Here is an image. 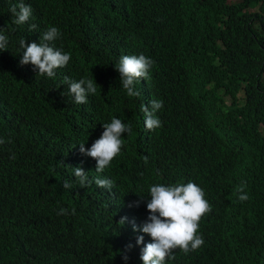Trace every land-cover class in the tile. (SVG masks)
I'll return each instance as SVG.
<instances>
[{"label":"trees","instance_id":"16d2710c","mask_svg":"<svg viewBox=\"0 0 264 264\" xmlns=\"http://www.w3.org/2000/svg\"><path fill=\"white\" fill-rule=\"evenodd\" d=\"M19 2L0 0V264H143L151 238L132 222L147 219L150 186L189 181L211 205L199 222L204 244L167 264H264V0H23L32 16L17 25ZM50 27L71 54L55 78L19 63V41L39 43ZM140 54L154 63L129 97L115 65ZM65 76L92 79L96 93L75 103ZM152 100L163 101L162 126L149 131L141 105ZM113 117L132 131L97 173L79 144L90 148Z\"/></svg>","mask_w":264,"mask_h":264},{"label":"clouds","instance_id":"9594fccd","mask_svg":"<svg viewBox=\"0 0 264 264\" xmlns=\"http://www.w3.org/2000/svg\"><path fill=\"white\" fill-rule=\"evenodd\" d=\"M15 19L14 23L23 25L32 16L30 5H26L23 0L10 9ZM37 25H30V30H35ZM61 36L56 27H50L39 38V43H26L25 38L19 41V46L23 50L19 63L21 66L32 65L33 70L40 76L55 78L57 70L68 65L71 54L63 52L62 49L54 46ZM8 50V38L0 31V52ZM154 62L143 54L123 55L115 65V70L119 73V80L123 89L129 97H138L140 92L135 88V84L141 79L149 78V71ZM64 84L68 86V95L74 98L77 104H86L87 97L94 95L97 91V83L92 79H81L78 82L64 77ZM151 107L141 105L144 114V123L147 130L152 131L162 126V122L156 117L157 110L162 109L163 101H150ZM104 131L96 139L90 148L86 149L84 144H79L81 154L93 158L96 161V172L103 173L111 162L119 155L124 145L123 134H131L132 127L123 123L119 118L113 117L109 123L102 124ZM4 140L0 139V144ZM14 158V157H13ZM145 164L148 163V156L143 157ZM74 175L81 188L88 187L92 181L87 173L80 166L73 168ZM95 184L100 188L109 191L114 187L115 182L111 179H101L97 177ZM63 187L68 189L72 185L65 180ZM240 201H247L248 195L244 192V185L239 189ZM145 198L131 202L129 207H139ZM146 208L149 213L142 225L137 227L135 221L132 222L134 231H141L151 238V242L144 245L141 250L140 259L143 264H167L169 259H174L175 250L187 254L189 251L199 249L203 244V238L198 235L199 222L202 217L211 211V205L205 199L204 190L197 184L189 181L186 184L163 185L156 184L150 186ZM75 213V209L72 210ZM59 214H68V210L62 208ZM127 217H122L119 221L124 225ZM136 243L143 244L144 237L139 236ZM129 249L131 244L127 246ZM123 259L127 261L128 256Z\"/></svg>","mask_w":264,"mask_h":264}]
</instances>
